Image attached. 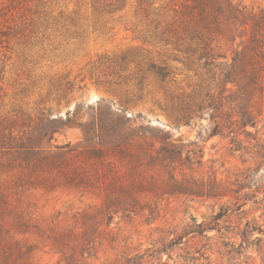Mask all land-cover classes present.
<instances>
[{
  "label": "rangeland",
  "instance_id": "374dc122",
  "mask_svg": "<svg viewBox=\"0 0 264 264\" xmlns=\"http://www.w3.org/2000/svg\"><path fill=\"white\" fill-rule=\"evenodd\" d=\"M152 1L158 30L143 0L0 3V113L67 123L56 160L0 198V264H264V79L161 42L175 0ZM101 124L130 126L126 154L94 155Z\"/></svg>",
  "mask_w": 264,
  "mask_h": 264
},
{
  "label": "trees",
  "instance_id": "16d2710c",
  "mask_svg": "<svg viewBox=\"0 0 264 264\" xmlns=\"http://www.w3.org/2000/svg\"><path fill=\"white\" fill-rule=\"evenodd\" d=\"M23 1L0 0V3H7L9 8ZM117 1L120 3L121 0ZM123 1L125 0H122V3ZM143 3L150 9L144 10V16L156 17L155 30H158L160 22L158 20L164 17V8L157 9L152 0H143ZM172 6L174 17L172 23L158 36L161 42L169 45L174 38L178 43L185 44L188 54L198 61L205 62L206 66L229 68L228 79H234L229 76L239 75L250 77L252 81L264 79V14L249 12L233 0H175ZM248 26L255 27V31L258 32L257 35L249 38L251 45L244 40L237 43L234 35L237 28H244L246 31ZM170 34L174 37L168 36ZM228 42L232 44L229 48L232 51L231 59L228 55L230 50L224 49ZM5 68V62L0 60V108L5 97L1 85ZM151 69L163 81L170 74L169 68L164 65L151 64ZM191 107V105L186 106L182 113L193 114ZM32 123L31 119L27 122L23 116L0 113V198L12 192L13 185L18 189L26 181L32 182V177L39 175V171H43L51 161L53 163L56 160L52 148L58 150L63 148L53 145L52 142L67 123L48 119L44 114L39 117L38 122ZM111 129L101 124L98 130H93L91 134L87 130L84 131L88 143L95 142L92 137L99 141L97 145L100 147L94 150V155L98 159L105 158L106 146L111 147L121 156L127 153L123 138L130 126L124 124L120 130Z\"/></svg>",
  "mask_w": 264,
  "mask_h": 264
}]
</instances>
